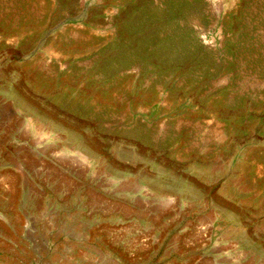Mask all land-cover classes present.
<instances>
[{
	"label": "rangeland",
	"instance_id": "rangeland-1",
	"mask_svg": "<svg viewBox=\"0 0 264 264\" xmlns=\"http://www.w3.org/2000/svg\"><path fill=\"white\" fill-rule=\"evenodd\" d=\"M0 264H264V0H0Z\"/></svg>",
	"mask_w": 264,
	"mask_h": 264
}]
</instances>
